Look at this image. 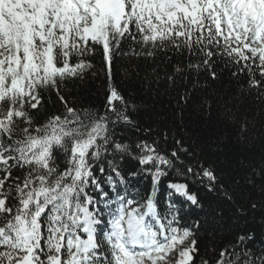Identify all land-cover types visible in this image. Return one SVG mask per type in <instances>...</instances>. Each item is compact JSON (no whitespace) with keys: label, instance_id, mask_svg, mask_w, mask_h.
<instances>
[{"label":"snow or ice","instance_id":"snow-or-ice-1","mask_svg":"<svg viewBox=\"0 0 264 264\" xmlns=\"http://www.w3.org/2000/svg\"><path fill=\"white\" fill-rule=\"evenodd\" d=\"M0 264H264V0H0Z\"/></svg>","mask_w":264,"mask_h":264},{"label":"trees","instance_id":"trees-1","mask_svg":"<svg viewBox=\"0 0 264 264\" xmlns=\"http://www.w3.org/2000/svg\"><path fill=\"white\" fill-rule=\"evenodd\" d=\"M99 81H97L96 87L97 89H99ZM92 102L96 103L97 102V98L95 96L92 97ZM141 188H148L150 186V182L147 180H144L140 183L139 185ZM203 202L205 204V209L203 212H199L196 210H193L191 213H189V215H204V214H208V215H214L213 209H215L218 205H220V201L217 200V198L215 197L214 194H208V193H201ZM222 207H225V211L226 213L230 216L231 212L230 210L227 209L226 206L221 205ZM231 223H235V221H231ZM240 225L243 227L245 226V222L244 221H240L239 222ZM247 226L248 227H252V228H257V225L255 222L251 221V219H249V221L247 222ZM259 229L257 228V232L259 233Z\"/></svg>","mask_w":264,"mask_h":264}]
</instances>
